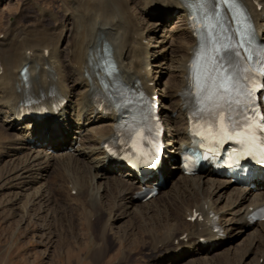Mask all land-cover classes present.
<instances>
[{
  "label": "bare ground",
  "instance_id": "6f19581e",
  "mask_svg": "<svg viewBox=\"0 0 264 264\" xmlns=\"http://www.w3.org/2000/svg\"><path fill=\"white\" fill-rule=\"evenodd\" d=\"M61 1L63 11L69 14L70 42L67 41V23L58 22L57 17L52 14L48 20L50 18L55 22L54 26L43 31L40 38L37 36L38 38L24 41L21 38L17 41L7 34L0 40V117H4L0 125V150L8 145L12 147L9 156L16 157L24 153L23 161L20 162L22 165L5 178L10 183L11 202L21 197L22 194L15 191L20 184L29 187L35 182L33 171L42 174L53 169L54 180H59L62 186L66 185L63 192L68 197L67 200L75 202L77 206L75 218H63L72 225L77 220L86 226L80 230L82 233H75L69 228L66 234H70L71 239L68 238L70 235H64L59 240L55 263L62 262L64 256L66 264H72L73 260L78 264L77 251L86 253L90 250L87 264H102L105 261L106 264H244L240 261L247 255L250 259L254 255L252 259L255 260L251 262L249 259L245 264H264V223H260L258 234L250 237L253 250L249 248L248 254L247 251H242L243 254L235 255L234 258H230L228 253H219L225 244L223 238L214 231L218 224L226 233L238 227L236 229H239L242 236L247 235L252 229L246 221L247 215L251 208L264 203V183L261 184L263 190H259L254 197L252 188L245 190L232 185L229 180L218 179L212 170L196 177L181 173L180 179H173L171 170L175 166L179 172L182 170L176 163L170 167V161L174 162L175 154H180L181 145L188 143V104L184 96L190 92L189 62L197 46L189 25L188 7L181 0ZM240 3L251 15L259 38L264 39V0H240ZM178 11V18L172 22ZM155 18L160 20L154 26L166 27V23H171L179 34L174 35L175 38L171 37L175 45L174 49L171 45L174 55H166L168 46L162 45V49L157 52L160 57L153 64L149 49L156 46H145L147 33L143 31V27L151 26L150 23ZM101 35L111 47L112 53L108 56V61H114L119 82L130 89L156 94L153 67L159 68L160 73L164 71L167 77L165 90L168 101L171 100L165 108L169 112H164V116L172 126L169 144L173 149L170 148L171 156L166 157L161 169L165 186L172 183L175 191L166 195L162 205H156L153 199L146 202L142 206L145 211L136 206L138 200L135 193L142 188L138 184V177L105 151V144L114 135L117 119L106 115L94 102L96 93L101 90L102 80L107 82L103 73L97 78L89 63L90 60L98 62L93 49ZM160 36L163 44L168 38L163 34ZM170 36H173L172 32ZM25 67L30 76L28 82H24L20 76ZM207 79L205 71L201 80L206 83ZM57 98L67 101L59 112L52 114L44 122L29 117L19 124L23 103ZM213 109L219 112V109L211 106L210 114ZM211 119L218 120L215 117ZM38 143L45 147L35 150ZM51 150L53 155L50 154ZM4 151L6 153L5 149ZM39 174L35 175L37 179ZM207 178L210 180L211 192L203 190L201 185ZM17 179L22 181L17 183ZM157 180L158 177L154 176L147 185L152 186ZM96 183L102 186V193L101 188L95 187ZM56 186L54 184L55 188ZM230 187L236 189L228 192ZM226 194L231 197L228 199L227 210H223L218 207V201L214 198L229 196ZM42 195L39 189L27 194L25 214L40 201L43 202V208H49L55 202L54 193L50 192L47 199L42 198ZM160 195L161 192L158 196ZM104 199L109 201V213L104 226L98 224V228L96 224L106 211ZM233 207L236 209L229 213L228 210ZM133 208L136 209L134 216L131 211ZM120 209L124 212L123 215H117L116 212ZM195 213L199 214L200 220L189 222ZM123 219H129L127 226L121 231H114V225ZM45 223L44 221L43 225ZM46 228L48 229L45 227L43 230ZM110 240L114 243L112 246ZM117 245L119 249L112 255L111 252ZM210 251L213 253L208 254ZM202 253L205 257H202ZM172 254L174 257L170 256ZM180 254L181 257L184 255L182 260L178 257ZM218 254V258H213Z\"/></svg>",
  "mask_w": 264,
  "mask_h": 264
},
{
  "label": "rangeland",
  "instance_id": "374dc122",
  "mask_svg": "<svg viewBox=\"0 0 264 264\" xmlns=\"http://www.w3.org/2000/svg\"><path fill=\"white\" fill-rule=\"evenodd\" d=\"M178 13L179 11L176 12V14L174 15L175 18L174 19L172 18L173 19L172 22L176 20V17L178 18ZM50 14L55 15V17H57L58 22H64V24L67 23V27H68L67 30H69L67 41L70 42L71 29L70 26L68 25L69 14H66L63 11V3L61 0H0V40H3V38L8 35L13 36L17 41H20L19 39L21 38H22L21 41L33 37L40 38L41 36H43L44 33L43 31H45L48 27L54 26L55 22L53 23L50 20V18L48 20ZM66 15L67 17H65ZM159 20H160L159 18H155L153 19V21L151 20L152 21L150 23L151 26L147 28V25H145V28L143 27V31L144 32L146 31L145 33H147L146 34L147 39L144 42L145 46L149 48L150 46H156V48L149 49L150 60H154L153 64H155V62L158 61V57H160V55L157 52H159L162 49L163 47L162 45L168 46L166 55L169 56H172V54L174 55V52L172 53L171 50V45L172 48L174 49L175 45L173 42V38H175V36L179 34L176 30H174L175 26L174 25H173L174 27L171 26V23H166L165 24L166 27L154 26L153 24H155V22ZM147 22L150 21L147 20ZM144 23H146V21ZM161 30H163V32ZM171 32L173 33V36H170ZM162 34L167 36L168 38L165 42H163V44L161 43L163 38L160 36ZM168 36L170 38L171 37L173 38L170 39ZM65 39H66V33L63 40L65 41ZM163 74H165L164 71L160 73L159 68L153 67L152 76L153 79L155 80V83L157 84V89H158L157 92L160 95L164 93V87L166 84L165 81L167 78L166 74L165 76H162ZM159 81H161V84L159 83ZM2 118L4 117H0V125L2 122ZM169 129L170 127L167 128V131H169ZM6 147H8V145L3 146L1 149L2 151L0 150V156H1L0 157V173H1L0 175V264H57L55 263V261L57 260L55 259L56 258L55 255L59 240L63 238L64 235H70V234H66L69 232V228L74 230L75 233L78 232L82 233L80 230L86 227L80 221L77 220L75 221L78 223L76 224V222H73L74 223L73 225L72 223L65 221V219L67 218L68 219H70L71 217L75 218L76 216L75 209L77 207L76 203L67 200L68 197L63 192L67 187L66 185L62 186L59 180L58 181L54 180L55 174H53V169L49 170L48 173L43 172L42 174H39L40 173L39 171L38 173H35L36 171H33V175H34L33 178L35 182L29 185V187H24L25 186L24 184H20L19 189L15 191H17L22 195L21 197L19 196L18 199L16 201H13L12 203L11 195H10L11 191L9 190V188H11L9 187L10 183L6 181L7 179L5 178H7V176H9V173L12 172L16 167L22 165V163L20 162L23 161L22 158H24L23 157L24 153H20L18 156L12 157L9 156V154L12 151V147H8V148ZM4 149L6 150V153H4L5 152ZM39 149H41L40 146L35 148V150H39ZM50 154L52 155V153ZM171 171L174 174L173 179L176 180L180 179L181 173L178 171L177 167H175ZM37 174H39L38 179L36 178ZM18 181L21 182L22 180L17 179L16 182L19 183ZM204 182L205 183L201 184L203 190L205 191L207 190L211 192L212 188L210 186V180H208L207 178L205 179ZM47 183L48 185H46ZM54 184L57 185L56 188L54 187ZM95 187L97 189L101 188V193H102L103 189L100 184L96 183ZM36 189L42 191L43 194L42 198L45 197V199H47L50 192L54 193L55 198L53 199H55V202L50 204L49 208L48 207L43 208L42 205L43 202L40 201L38 205H34L31 207V210L28 211V214H25L24 209L25 206H27L26 196L28 193L29 194L34 193ZM233 189L236 188L233 187ZM233 189L230 187L228 192L229 191L233 192L234 191ZM172 190L175 191V189L172 186V183H169L167 186L163 188L161 195L153 199L154 203L156 205H162V203L165 201L166 195L170 194ZM253 196L255 197V195ZM230 197L231 195L221 197V199L215 197L214 200L218 201L217 205L219 208L223 210L224 209L227 210L226 208L228 206V199H230ZM87 202H89V200ZM136 204H137L136 206L142 208L145 211V208L142 207L144 206L143 202L138 201V203ZM109 205L110 204L108 199L107 200L104 199V206L106 208L105 209L106 211L105 213H103L102 218L99 220V222H97L96 226L98 224L101 225V227L104 226V221L107 220V215L109 213L108 210ZM237 206L235 205V207ZM235 207L228 210V212L229 213L232 212V209L235 210L236 209ZM134 209L135 208L131 210L133 212V216L136 210ZM51 212H53L52 216H51ZM73 213L74 216L72 215ZM116 213L117 215L124 214L122 209H120ZM121 217L124 218L125 216H121ZM52 220H54L55 222ZM128 220L129 219H123L122 221L117 222V224L114 225V229H115L114 231L116 232L121 231L120 229H123L125 226H127ZM44 221L46 222L45 225H43ZM99 225L98 228H100ZM42 226L48 227V229L46 228L45 230H43L45 227L42 228ZM259 226L260 224H257L251 230L248 231L247 235L244 236H242V234L239 233V229H236L238 227H235V230L229 231L228 238L226 241L228 243H226L225 247H223L219 253L220 254L228 253L230 254V258H234L235 255L243 254V252L245 251H247L246 254H248L250 249L253 250V247H251L250 244L251 243L250 237H252V235L256 236L258 234L257 229ZM68 238L71 239V235ZM113 244L114 243L113 242L111 243L110 240V245L112 246ZM118 249L119 246L117 245L112 250L111 252L112 255L114 251H117ZM88 252L83 253L77 251V254L79 256L77 259L78 264H87V258L89 257L90 250ZM220 254H218V256L215 255L213 258H218ZM202 255H203L202 257H205L204 253H202ZM170 256L174 257V254ZM183 256L181 257L180 254L178 257H180L182 260L184 258ZM253 257L254 255H252L250 259V256L247 255V257L242 258L240 262L245 264L246 261H248L249 259L250 261L251 260L253 261L255 260L252 259ZM61 261L62 262H60L59 260L60 262L59 264H66V259L64 258V256L62 257ZM75 262L76 260H73L72 264H75ZM187 262L188 261H184V263ZM102 264H106V261Z\"/></svg>",
  "mask_w": 264,
  "mask_h": 264
},
{
  "label": "snow or ice",
  "instance_id": "6c2138e0",
  "mask_svg": "<svg viewBox=\"0 0 264 264\" xmlns=\"http://www.w3.org/2000/svg\"><path fill=\"white\" fill-rule=\"evenodd\" d=\"M198 2L204 6L205 9L208 5L214 4L215 7L211 12L213 15L219 10L221 4H232L234 6L240 5V0H198ZM188 11L194 32L200 31L201 29L198 27V22L192 13L191 7L188 8ZM208 15L209 12L205 11V19L208 18ZM229 31H231V29H229ZM221 35L223 38H220ZM235 35L237 38L233 42V38L229 37L226 33L217 34L213 32L212 36L209 37L212 50L207 54V82H202L198 74L193 73L189 76V100L195 105V110L203 112V109L200 106L204 103L205 99L214 98L216 102L215 108L219 109V112L217 113L215 109H213L211 116L223 122L225 112L229 113L226 123H224L220 129L224 136H228L229 132L235 134L237 131L249 127V118L256 116V109L260 106L256 102L260 98L254 97L252 93L248 91V85L244 83L245 80L256 79L255 75L244 76L241 72L246 71L244 65L247 62L253 61L254 55L258 58L262 54L261 50H264V45H259L255 36L254 28L247 21V17H245L244 22L240 24L238 33ZM203 47L204 46L201 45V47L194 50V55L197 59L199 58ZM111 53L112 50L110 45L106 43V38L102 35L98 36L97 46L93 49V54L98 57V62L94 60L89 61L90 65L93 66L97 78L101 77V73H103L104 77L119 75L118 71L115 73L108 71V56L111 55ZM257 63H260L261 70L264 71V61L257 59ZM112 65L114 66V61L112 62ZM194 66L195 61L193 67ZM27 71L28 70L25 69L22 76L27 73ZM241 85H243L242 89ZM234 93L238 95H234ZM238 97L246 98L247 102L245 103L244 108L240 109L236 116H233L231 113L236 111V109L233 108V105L240 103ZM141 98L143 99L142 94ZM149 108L150 105H141L142 113H146ZM261 115V128H264V114ZM240 116H243V119H240ZM147 118V115H144L140 127L145 126L144 122ZM191 119H193V117H190V120ZM205 119L209 120L210 117L205 116ZM138 132L139 128L136 130V133ZM142 163H147L149 167L155 168L158 164V156L153 154L150 163L147 161H142Z\"/></svg>",
  "mask_w": 264,
  "mask_h": 264
}]
</instances>
